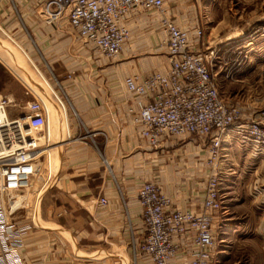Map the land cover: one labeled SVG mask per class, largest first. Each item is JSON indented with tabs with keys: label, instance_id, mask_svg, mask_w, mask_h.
<instances>
[{
	"label": "crops",
	"instance_id": "crops-1",
	"mask_svg": "<svg viewBox=\"0 0 264 264\" xmlns=\"http://www.w3.org/2000/svg\"><path fill=\"white\" fill-rule=\"evenodd\" d=\"M41 1L0 0V24L22 43L38 67L50 66L62 78L59 85L68 108L66 111L58 97L60 104L54 102L40 85L27 84L44 100L47 97L51 130L59 128V136L64 138L57 143L56 179L43 195L47 202L40 209V218L44 220L35 216L38 227L42 222L46 228L33 229L25 238V264H152L138 251L144 227L136 193L142 182L155 183L174 208L193 211L200 208L206 185L205 153L196 140L189 139L180 158L170 150L174 138L164 139L163 148L154 150L130 125L128 109L136 96L124 93L127 71L143 78L167 67L161 16L155 11L131 10L125 24L129 37L122 53L109 62L92 44L79 40L66 20L46 23L35 7ZM203 2L205 5L201 0H162L168 19L190 34L191 47L194 29L212 3ZM220 35L224 37L217 27L213 41L238 38L237 33L223 40ZM224 48L221 50H228ZM145 73L148 75L142 76ZM66 74L73 76L66 80ZM43 85L55 100L52 89L45 82ZM13 90L12 84L0 86V94L12 98ZM235 139L234 131L224 138L223 170L230 164L232 152L241 149ZM101 198L107 199L106 206L99 203ZM261 212L259 218L264 217V209ZM257 224V230L264 228ZM181 262L188 264L181 257L172 264Z\"/></svg>",
	"mask_w": 264,
	"mask_h": 264
},
{
	"label": "built area",
	"instance_id": "built-area-1",
	"mask_svg": "<svg viewBox=\"0 0 264 264\" xmlns=\"http://www.w3.org/2000/svg\"><path fill=\"white\" fill-rule=\"evenodd\" d=\"M36 8L48 24L66 20L79 40L92 44L107 60L123 50L131 10L159 13L167 67L147 77L130 75L123 80L124 93L136 96L128 109L130 125L154 150L163 148L166 138L177 143L196 140L209 172L202 204L195 211L174 208L155 183L142 182L136 193L144 227L138 251L152 264H172L178 257L188 264H212L213 227L222 210L224 138L236 131L256 151L264 150V111L245 117L239 106L220 97L210 68L218 52L198 53L196 43L203 36L198 28L191 47L190 34L168 19L162 0H42ZM28 89L32 99L22 107L11 96L0 94V264H25V238L38 229L34 219L40 193L57 176L49 152L55 144L48 107ZM54 96L56 100L58 95ZM39 177L44 178L40 189L34 185ZM30 192L34 201L28 206L23 198ZM107 202L99 200L102 206Z\"/></svg>",
	"mask_w": 264,
	"mask_h": 264
},
{
	"label": "rangeland",
	"instance_id": "rangeland-1",
	"mask_svg": "<svg viewBox=\"0 0 264 264\" xmlns=\"http://www.w3.org/2000/svg\"><path fill=\"white\" fill-rule=\"evenodd\" d=\"M203 1L207 0H201V3L205 5L206 2ZM208 1L212 3L207 12L203 11V16L206 17L200 20L195 28L203 32L199 41L200 45L197 44V47L198 53L202 55H207L211 50L218 52L223 46H226L224 49H228L221 50L222 55L218 53L210 63L220 97L224 101L239 106L245 117L264 111V0ZM217 27L221 28L224 37L230 36V33L236 36L237 33L238 38L224 43L213 41ZM224 37L220 35V39L223 40ZM26 40L30 41L29 38ZM26 55L35 63L22 43L15 40L0 24V86L7 88L9 84L13 85L14 100L20 107L32 99L28 89L30 86L27 84L40 85L42 90H45L47 95L57 102L44 87L45 82L58 95L61 102L63 100L62 103L67 111V103L60 89L62 78L56 77L50 66L38 67L35 63L40 72L37 71ZM108 61L113 62L115 59ZM132 74L134 73L128 70L126 75ZM138 75L141 74L138 73ZM144 75L148 74L145 73L142 76ZM69 76L73 75L66 74L65 79L67 80ZM44 98L47 99L46 96ZM235 134V143L241 149L238 152H232V160L227 165L228 167L225 165V170H223L224 175L220 185L222 210L217 214L213 227L215 255L212 264H264V228H262L264 217H258L259 214L263 215L261 211L264 209V162L261 159L264 150H254V147H249L250 143L243 136L237 132ZM59 135V128L51 130L56 146L53 149L55 168L60 161V148L57 143L64 138ZM237 139L239 142H236ZM188 142L189 140L182 143L174 142L169 149L171 152L175 151V154L181 158L185 155L184 146ZM205 170L206 184L209 169L205 166ZM54 174L57 175V172L55 171ZM43 179L39 177L34 185L40 189ZM44 194L45 192L41 193L38 199V219L40 209L47 202V198H43ZM24 196L28 199L26 201L28 206L33 203L34 194L32 192ZM40 220L43 221L44 217ZM256 224L262 229L254 228ZM39 227L46 228L42 222Z\"/></svg>",
	"mask_w": 264,
	"mask_h": 264
},
{
	"label": "bare ground",
	"instance_id": "bare-ground-1",
	"mask_svg": "<svg viewBox=\"0 0 264 264\" xmlns=\"http://www.w3.org/2000/svg\"><path fill=\"white\" fill-rule=\"evenodd\" d=\"M122 51H123V50H122ZM121 53H122V52H121ZM121 53H120V54H121ZM120 54H119V55H120ZM119 55H118V56H119ZM118 56H117V57H118ZM117 57H116V58H117ZM116 58H115V59H116ZM55 147H56V146H55ZM53 149H54V147L50 148V149H49V152H50V156L52 155V159H53V163H54V154H53V151H54V150H53ZM40 194H41V193H40ZM23 199L25 200V199H27V197H25V198H23ZM20 204H21V202H20ZM34 220H35V219H34Z\"/></svg>",
	"mask_w": 264,
	"mask_h": 264
}]
</instances>
